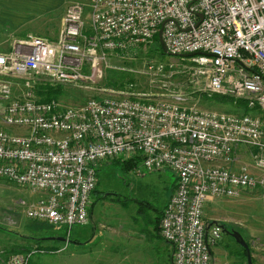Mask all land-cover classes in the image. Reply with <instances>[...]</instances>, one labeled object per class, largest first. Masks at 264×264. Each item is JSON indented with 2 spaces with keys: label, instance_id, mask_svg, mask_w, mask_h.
<instances>
[{
  "label": "built area",
  "instance_id": "2783aa9c",
  "mask_svg": "<svg viewBox=\"0 0 264 264\" xmlns=\"http://www.w3.org/2000/svg\"><path fill=\"white\" fill-rule=\"evenodd\" d=\"M159 30L205 95L241 101L247 112L182 104L178 93L177 101L126 92L77 106L39 100V85L98 80L111 52L159 48ZM263 109L264 0H75L54 40L26 35L0 52V179L42 191L24 216L67 235L88 223L98 165L140 156L136 175L162 167L175 175L158 222L171 264H209L222 227L204 220L205 203L264 185L241 160L264 172ZM28 258L13 252L2 264Z\"/></svg>",
  "mask_w": 264,
  "mask_h": 264
},
{
  "label": "rangeland",
  "instance_id": "374dc122",
  "mask_svg": "<svg viewBox=\"0 0 264 264\" xmlns=\"http://www.w3.org/2000/svg\"><path fill=\"white\" fill-rule=\"evenodd\" d=\"M86 12L87 8H84V18ZM186 58L162 53L160 48L155 49L153 46L136 49L132 53L111 52L106 58L101 77L95 82L85 87L49 85L58 87L54 99L61 106H77L88 98L118 95V92L146 95L151 100L168 98L177 101L170 94L178 93L182 104L233 111L236 108L233 103H222L210 98L212 95L207 96L202 91L201 82L191 81L192 66ZM112 159L103 161L97 167V180L92 194L97 200L95 210L105 208L112 217L120 213L121 217L127 218L130 226L134 222L133 217L139 218L144 212L161 209L166 197L173 192L174 173L162 167L136 175L133 168L124 170ZM241 160L249 165L254 175L264 177V172L254 169L247 156ZM38 193L0 179V264L14 251L28 252L27 264H62L65 251L53 250L54 245L62 247L63 241L48 240L47 237L62 235L64 239V229L53 228L23 214L25 208L33 204L27 201L38 197ZM98 198L102 200L98 201ZM122 200L125 208L119 204ZM203 217L206 222L216 219L223 225L216 246L212 247V256L219 264H246L241 246L230 235L231 230L237 231L248 244L251 263L264 264V250L253 248L255 240L245 233V230L254 231L257 228L258 231H264V185L242 191L234 197L209 199L204 205ZM70 231L69 237L72 236L73 227Z\"/></svg>",
  "mask_w": 264,
  "mask_h": 264
},
{
  "label": "crops",
  "instance_id": "0c3cea01",
  "mask_svg": "<svg viewBox=\"0 0 264 264\" xmlns=\"http://www.w3.org/2000/svg\"><path fill=\"white\" fill-rule=\"evenodd\" d=\"M72 1L75 0H0V52L8 51L14 41L26 35L54 40L64 9ZM174 185L175 177L171 187ZM92 194L87 206V224L73 226L71 237L65 232L64 239L62 235L47 237L48 240L63 241L62 247L54 245L53 250L65 251L62 264H171V247L159 236L155 222L169 195L161 209L144 212L139 218L133 217L134 222L129 226L127 218L121 217L120 213L112 217L105 208L95 210L97 200ZM38 195L41 197L44 193L39 191ZM38 197L27 203L34 204ZM245 233L255 240L253 248L264 250V231L257 228L245 230ZM210 254L209 263L219 264L212 256V248Z\"/></svg>",
  "mask_w": 264,
  "mask_h": 264
},
{
  "label": "trees",
  "instance_id": "16d2710c",
  "mask_svg": "<svg viewBox=\"0 0 264 264\" xmlns=\"http://www.w3.org/2000/svg\"><path fill=\"white\" fill-rule=\"evenodd\" d=\"M57 91H58V87H51L49 84L45 83L44 85H39L37 87L36 94L38 95L39 100H48V99H54V97L58 93ZM210 98H213L217 100L218 102H222V103L225 102V103L232 104V101H233L230 97L222 96V95H212ZM235 107L239 109L243 107L242 102L241 101L236 102ZM236 108L231 112L237 111ZM242 112H247V109L243 107ZM140 159H141L140 156H133V157H129L126 159L114 158L112 159V161L115 163H118L121 166V168H123L124 170H129V169L134 168L140 162ZM94 190H95V187L92 190V192H94ZM119 204L121 206H125V202L123 200L120 201ZM157 216H156L155 222L157 223V229H158V222H159L160 215H157ZM14 252H18V251H14ZM241 254L245 255V251L242 247H241Z\"/></svg>",
  "mask_w": 264,
  "mask_h": 264
},
{
  "label": "water",
  "instance_id": "95a60500",
  "mask_svg": "<svg viewBox=\"0 0 264 264\" xmlns=\"http://www.w3.org/2000/svg\"><path fill=\"white\" fill-rule=\"evenodd\" d=\"M157 39H158V45L160 48V51L162 53L168 54L163 42L160 39V30L157 32ZM192 55V53H185V54H181V56H190ZM262 115L264 116V109L261 111ZM221 227L223 228V225L221 224ZM230 235L231 237L234 239V241L239 244L245 251V261L246 264H252L251 263V258H250V254H249V249H248V244L244 241V239L242 238V236L234 230L230 231Z\"/></svg>",
  "mask_w": 264,
  "mask_h": 264
}]
</instances>
